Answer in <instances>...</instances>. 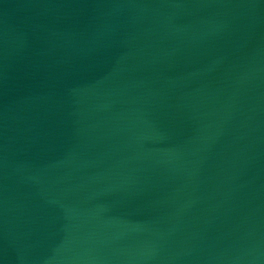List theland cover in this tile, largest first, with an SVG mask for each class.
Returning a JSON list of instances; mask_svg holds the SVG:
<instances>
[{"label":"water","instance_id":"95a60500","mask_svg":"<svg viewBox=\"0 0 264 264\" xmlns=\"http://www.w3.org/2000/svg\"><path fill=\"white\" fill-rule=\"evenodd\" d=\"M0 264H264V0H0Z\"/></svg>","mask_w":264,"mask_h":264}]
</instances>
